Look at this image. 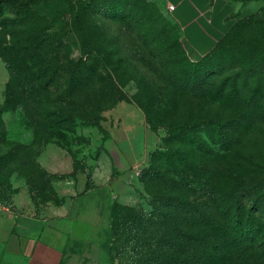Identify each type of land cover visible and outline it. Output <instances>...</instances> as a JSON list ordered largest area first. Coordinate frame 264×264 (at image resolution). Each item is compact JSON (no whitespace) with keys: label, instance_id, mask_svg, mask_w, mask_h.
Wrapping results in <instances>:
<instances>
[{"label":"rangeland","instance_id":"rangeland-1","mask_svg":"<svg viewBox=\"0 0 264 264\" xmlns=\"http://www.w3.org/2000/svg\"><path fill=\"white\" fill-rule=\"evenodd\" d=\"M34 1L40 0H19L13 9L3 0V6L7 13L11 10L7 17L16 20L19 14L27 12L26 5ZM109 1L112 7L109 12L105 9L107 3L91 11L90 18L98 25L99 33L110 38V51L121 49L127 65L130 64V77L141 88L148 86L147 93L144 90L140 93L136 82L131 81L120 90L122 99L101 114L97 127L84 123L74 127L71 123L56 125L57 118L53 115L56 107L38 110L33 96L25 103L29 109L24 112L22 101L10 94L7 97L10 76L7 65L0 59V203H12L15 195L27 191L34 207H59L77 194L82 177L87 188L112 189L116 204L149 211L150 200L144 185L159 166L164 174L172 176L179 161L166 159L161 165L155 158L157 152L168 155V149L175 143H167L166 129L154 130L148 125L144 106L147 94L157 101L155 111L168 123V118L179 116H191L193 121L198 116L208 118V155L206 151L195 153L190 162L209 173L220 167L217 175L220 192L241 195L246 188L250 192L252 186L253 191L261 194L264 188V0H230L222 4L223 21L211 19L209 29L208 13L203 22L198 17L183 24L186 35L180 31L181 43L192 62L199 61L218 44L200 75L206 85L204 92L196 93H172L159 86L168 74L162 71L158 60L142 47L135 32L108 19L112 15L122 16L121 12L131 1ZM62 3L65 9L71 8L67 0H49L51 6ZM134 3L142 10L154 11L160 7L169 21L180 25L177 6L173 3L165 4L162 0H134ZM170 6L174 9L170 10ZM249 17H253L251 21ZM11 30L7 28L3 32L8 34ZM59 33L63 50L70 49L76 55L75 38L62 29ZM57 44L55 41L53 46ZM208 45L203 56L195 58L194 51ZM112 59L111 64L118 69L116 56ZM222 85L225 91H221ZM233 90H239V95L229 105L226 97ZM49 93L56 95L58 91L53 86ZM230 118L231 123H225ZM216 123H225L224 130L230 139H216L211 145L209 138L217 135ZM99 234L96 237L101 241ZM86 254L96 259L98 252L95 249ZM111 256L112 264H118L112 252Z\"/></svg>","mask_w":264,"mask_h":264},{"label":"trees","instance_id":"trees-1","mask_svg":"<svg viewBox=\"0 0 264 264\" xmlns=\"http://www.w3.org/2000/svg\"><path fill=\"white\" fill-rule=\"evenodd\" d=\"M124 1L131 3L122 16L108 19L135 32L142 47L158 60L168 74L159 86L172 93L204 92L206 85L200 75L218 44L192 62L181 43L179 27L160 7L142 10L134 0ZM6 3L13 9L19 0ZM67 4L70 9H65L64 3L51 6L49 0L34 1L26 5L27 12L10 20L7 14L11 10L7 13L0 0V59L10 76L7 97L10 94L22 101L24 112L29 109L25 103L33 96L38 110L56 107V125L84 123L97 127L101 114L122 99L120 90L129 82H136L140 93H147L148 86L141 88L130 77V64L121 49L110 51V38L99 33L90 18L89 13L101 5H107L109 12L110 1L67 0ZM7 28L12 29L8 34L3 32ZM61 29L75 38L76 55L70 49L63 50ZM55 41L57 46H53ZM114 56L118 69L111 64ZM53 86L56 95L49 93ZM221 91H225L224 85ZM238 95L239 90L230 92L227 103H235ZM146 99L148 125L154 130L166 129L167 143H175L168 155L157 152L155 158L161 165L166 159L175 163L178 159L179 166L174 167L172 176L165 175L159 166L147 180L144 190L150 200L149 211L113 204L110 256L112 252L118 264H264V188L261 194L252 186L250 192L246 188L241 195L220 192V167L209 173L190 162L195 153L206 151L208 155V118L198 116L193 121L191 116H179L168 118V123L155 111L157 101L149 94ZM225 123H216L217 135L209 138L211 145L216 139H230Z\"/></svg>","mask_w":264,"mask_h":264},{"label":"crops","instance_id":"crops-1","mask_svg":"<svg viewBox=\"0 0 264 264\" xmlns=\"http://www.w3.org/2000/svg\"><path fill=\"white\" fill-rule=\"evenodd\" d=\"M229 1L162 0L177 6L183 36V24L198 17L203 22L207 13L208 29L211 19L223 21L221 5ZM208 48L209 45L199 47L194 51L195 58L200 59ZM78 184L77 194L59 207L38 209L27 191L14 196L8 211L0 212V264H112L110 214L116 202L115 192L109 187L87 188L82 177ZM95 249L96 259L86 254Z\"/></svg>","mask_w":264,"mask_h":264},{"label":"built area","instance_id":"built-area-1","mask_svg":"<svg viewBox=\"0 0 264 264\" xmlns=\"http://www.w3.org/2000/svg\"><path fill=\"white\" fill-rule=\"evenodd\" d=\"M169 8H170V10H173L174 9L173 6H170ZM3 211H8V207H5V206L0 205V212H3Z\"/></svg>","mask_w":264,"mask_h":264}]
</instances>
